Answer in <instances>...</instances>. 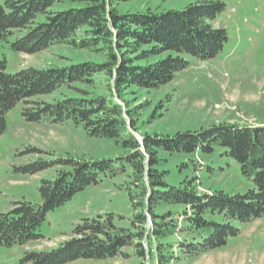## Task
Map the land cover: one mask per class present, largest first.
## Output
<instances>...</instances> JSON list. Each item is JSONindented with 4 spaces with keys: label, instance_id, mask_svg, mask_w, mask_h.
<instances>
[{
    "label": "trees",
    "instance_id": "1",
    "mask_svg": "<svg viewBox=\"0 0 264 264\" xmlns=\"http://www.w3.org/2000/svg\"><path fill=\"white\" fill-rule=\"evenodd\" d=\"M121 1L126 0H0V41L12 50L33 55L65 43L103 56L14 73L8 72L6 57L0 58V136L7 114L21 102L29 122L70 123L124 150L115 158L70 153L26 165L27 173L51 168L55 173L40 179L41 203L15 201L0 212V245L42 240L39 228L47 216L103 176H125L122 189L131 204L129 216L105 212L83 217L57 247L25 251L22 264L106 260L127 255V247L134 248L140 263L180 264L226 246L240 233L237 224L264 217V124L221 123L175 135L145 133L141 140L131 131L139 109L126 100L133 88L158 89L190 65L186 56L207 61L222 51L228 33L214 20L226 4L205 0L159 14L122 12ZM66 2L77 5L55 9ZM100 75L106 78L99 81ZM59 91L61 96L45 98ZM221 150L251 181L247 191L202 193L197 178L170 181L167 155Z\"/></svg>",
    "mask_w": 264,
    "mask_h": 264
},
{
    "label": "rangeland",
    "instance_id": "2",
    "mask_svg": "<svg viewBox=\"0 0 264 264\" xmlns=\"http://www.w3.org/2000/svg\"><path fill=\"white\" fill-rule=\"evenodd\" d=\"M204 1L126 0L118 8L122 12L160 14ZM219 1L226 5L214 20V26L223 27L228 33L222 51L207 61L186 56L190 65L171 82L152 90L133 88L126 97L130 106H139L136 127L131 131L140 140L145 133L175 135L221 123L264 124V0ZM71 5L77 4H57L55 9ZM2 57L7 59L8 72L14 73L31 66L45 68L84 60L100 61L103 56L65 43L30 55L16 52L0 41ZM97 78L103 81L106 76ZM62 92L71 94L68 89ZM57 96H61L60 91L45 98L51 100ZM21 108L19 102L9 111L6 130L0 136V212L10 210L15 201L42 202L40 179L53 177L55 168L37 174L23 170L37 159L49 160L70 153L103 159L124 152L112 140L88 137L70 123L29 122L22 116ZM223 153L221 150L212 155L203 152L167 155L165 167L172 171L170 181L179 184L186 177L197 178V189L202 193L247 191L252 187L251 181L243 175L240 164ZM184 163L188 166H180ZM125 178L103 176L99 184L88 186L53 210L39 228L44 236L42 240L25 245H0V264H22L25 251L57 247L71 236L72 228L83 217L105 212L129 216L131 204L122 189ZM237 225L240 233L231 237L226 246L180 264H264V217ZM176 239L178 236L168 240ZM124 252L127 255L106 260L80 259L66 264H151L147 260L140 263L133 247L125 248Z\"/></svg>",
    "mask_w": 264,
    "mask_h": 264
}]
</instances>
